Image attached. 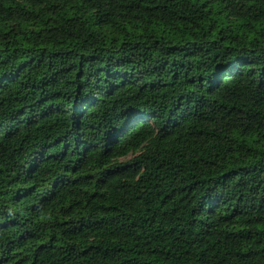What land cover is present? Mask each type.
<instances>
[{
	"label": "trees",
	"instance_id": "obj_1",
	"mask_svg": "<svg viewBox=\"0 0 264 264\" xmlns=\"http://www.w3.org/2000/svg\"><path fill=\"white\" fill-rule=\"evenodd\" d=\"M0 264H264V0H0Z\"/></svg>",
	"mask_w": 264,
	"mask_h": 264
}]
</instances>
